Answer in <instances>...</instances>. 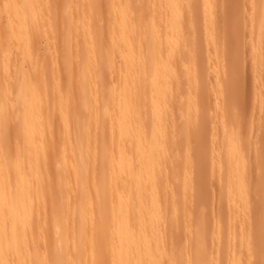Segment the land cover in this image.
<instances>
[{"label":"bare ground","instance_id":"1","mask_svg":"<svg viewBox=\"0 0 264 264\" xmlns=\"http://www.w3.org/2000/svg\"><path fill=\"white\" fill-rule=\"evenodd\" d=\"M62 1L64 6L62 5L60 12L57 11V15H60L67 28H73L71 33L73 37L74 28L78 27V31L81 28L82 31L79 32L82 33V36L76 32L75 35L78 36L75 37L77 40L79 36L83 38L80 43L83 44L82 48L77 45L79 42L75 45L74 42L77 40L72 38L71 29H68L70 32L65 34L68 30L61 23L59 25H62L64 29H62L64 32L59 29L62 31L61 36L63 33L65 34L64 38L61 37L63 43L62 41L58 43L54 37L53 42L55 41L57 44L54 45L50 41V34L52 31L55 32L56 27L54 25L53 30V23L55 22L59 26L58 22L60 21L56 22L57 15L54 14L53 17V13L56 11L52 10L57 9L53 8L52 5L55 4L51 0H0V264H162L163 260L168 257L166 253L169 248H171L169 251H173V241L176 239L172 236L174 239L172 247L165 246L167 242L164 241V233L171 240V232L174 227L170 231V237L166 231L163 233L161 230L165 220H167L166 223L170 222L167 224L168 226L174 220L169 221L170 216L167 215V212V214L164 213V209H166L164 200L165 198L169 200L167 195L171 191L168 188L171 180L174 179L176 183H179V180L183 179L182 176H176V178L178 177L176 180L172 178L173 175L170 178L168 174H175V170L176 172L182 170V172L185 171L184 174H188L191 165L190 163L189 166H186L185 169L189 167L188 170L180 169L183 166L181 164L189 161V158H186L185 161V158L181 160L183 156L187 157L188 154H191V151H188V154L187 152L185 155L181 154V159L177 157L180 161L176 159V162L180 163V168H178L179 166L176 168L175 162H173L175 170L173 173L170 172L168 168H172L167 165V160L170 155L175 159L179 153L176 150L177 155H175V151L169 149V146L174 142L170 145L169 143L173 140L178 143L182 142L180 138L184 135L185 137L190 134L193 136L192 132L195 133L193 131L195 127L191 133L188 134V131L191 126H195L192 124L197 123L198 120L194 121L192 118L196 116L195 119H200L204 115H199L201 101L198 100V103L193 99V93L200 92L206 96L208 94L206 87H204L206 90L200 88L202 82L199 83V80L204 76L202 78L196 76L195 63L197 61L193 63L194 56H191V51L195 46L193 43L197 41L196 35H194L196 27L192 29L194 32L188 30L189 25L192 28L193 24L196 25L192 19L198 20L197 15L200 13H197L196 18L194 15L196 10H191L186 5L187 0H104L109 3L111 14V21L109 20L111 28L108 27L110 29L108 31L110 33L109 40V33H103L107 30L103 28L104 31H102L103 29H101L104 22L101 25L100 22L97 23L98 20L96 21L100 15L101 17L103 15L97 13L102 0H78V2L75 0V6L73 3V5L71 4V0ZM104 1L103 3H105ZM135 2L139 3L136 5ZM214 4L212 3V5ZM147 5H151L149 11L146 10ZM203 5L205 8V4ZM108 6L106 5V7ZM145 11L148 16L144 14ZM212 19L211 22L214 23ZM208 20H210L209 17ZM99 23L101 26H98ZM197 32L196 29L195 33ZM102 36L106 37L105 48L102 46ZM212 37L210 38L212 39ZM71 40L74 46L70 43ZM73 40L75 41L73 42ZM42 42L49 44L50 49H52L51 46L59 48L58 55L54 53L55 57L56 55L60 57L59 53L62 50L60 53L62 58L57 57V61L56 58L54 61L51 60L52 64L50 60L47 61L49 58L53 59L54 56L53 53L49 54L48 47L46 51L48 50L49 57L41 52L42 49L40 50L42 54H40L38 49L41 48ZM107 43L109 44L107 45ZM106 45L111 46L108 48ZM42 47L45 49L46 45H42ZM78 47L81 48V55L77 51ZM54 48L51 50L52 52L56 50ZM194 49L196 50V47ZM74 51L80 55L79 62L78 57L74 60L77 54L72 57ZM194 52L192 51L193 55ZM187 54L193 61H187L190 59L187 58L188 56L186 57ZM40 56L48 63L45 61L42 64L44 61ZM117 56L120 59L119 64L116 62ZM57 62L59 67L63 68L65 78L61 77V73V75L59 74L61 69L58 70ZM179 70L180 72L182 70L181 78ZM183 74L187 79L185 80L186 84L184 83L187 85V87L185 86L188 88L187 91L182 85ZM107 75L112 76L109 77L108 82H106ZM178 79L182 81L179 80L181 81L179 82ZM75 84L78 87L72 88ZM181 87H184L185 91ZM174 88L178 91L177 93ZM171 91L174 92V95H171ZM175 93L177 97L179 94H184L183 96L179 95L178 100ZM170 95L174 97L172 98ZM185 95H188L192 100L188 97L187 101ZM182 98L187 101L185 104L181 100ZM195 98H198V95ZM175 99L179 102H176ZM180 102L184 105H181V108L179 107ZM175 103H179L177 107L182 109V111L179 109L180 113L184 109L186 111L183 113L185 118L181 115V118L183 117L185 120L182 122L184 123L182 126L190 128H187V134L181 131L183 135L179 131L181 128L175 129L174 133L180 132V138L178 136L174 139V136H169V134L175 135L173 131L169 133L173 128L167 131V127H170V124L167 126V119L172 117L174 112L176 114ZM74 105L79 108L78 111L75 110L76 106ZM191 119L193 121L189 124ZM198 123L200 124V122ZM185 128L183 127V131L186 130ZM198 129L200 131V127ZM203 130L201 128L200 133L204 132ZM185 137H183V141H185ZM232 139L230 140L231 144L234 143ZM196 140L198 141V139ZM188 142L186 143L189 146L185 143L176 145L181 150L186 145L188 146L187 150H190L191 144L189 143L191 142ZM207 143L209 142L207 141ZM231 144L229 146L227 144L228 149L224 147L225 152L226 150L229 152V156L227 157L228 152L224 153L226 158L223 163L227 174L224 173L222 178L225 185L221 184L223 187L227 186L229 193L234 190L233 180L235 179L231 181L232 176L234 173L240 172L242 166L240 160L242 146L238 145L239 148L237 144H233L229 149ZM174 146L171 148L173 149ZM184 148L186 150L185 146ZM167 149L170 150L168 153ZM170 161L172 162V160ZM191 161L193 160L191 159ZM224 165L220 164V167L223 169ZM216 171L221 173L223 170L217 169ZM228 174L232 175L231 179L228 178ZM184 178L188 183L189 177L185 176ZM185 181L180 182L181 186L187 185ZM188 185L187 189H180L184 200H187L185 194L189 193L188 189L192 188L190 183ZM170 187H172L173 195L174 191L178 192L179 188L174 190L173 186ZM181 191L179 195H181ZM171 194L170 204L177 198H173ZM182 197L179 196L181 200L179 199L180 201L178 200V203L175 204L176 212L180 210L178 212L180 214L189 209L188 205L185 210L178 206L183 205ZM229 206L228 208H230ZM172 211L170 209L169 212L172 213ZM236 212L238 211H234L233 214ZM173 214V218H176V213ZM187 214L186 217L183 215L184 220L189 218V213ZM233 214L230 217H235ZM165 215L169 220L165 219ZM230 219L234 220L235 218ZM182 221L180 220L183 224ZM176 222H178L177 219ZM200 222L199 224L202 223ZM187 223H185V228ZM167 225L164 230H167ZM199 226L195 228L197 231L194 237L196 256L194 255L195 261H192L191 264H208L205 260L208 252L205 248L203 226H200L201 228ZM218 229L216 233H222L223 230L219 229L220 231H218ZM233 229L235 228L231 230L233 231ZM180 230L182 231L181 228ZM232 231L229 232L235 236L232 235L231 238H237V231ZM179 235H177L178 239ZM238 238L237 241L235 239V243L230 241L233 248L226 246L225 250H222L225 252L226 249H229L227 250L229 252L232 249L228 254L230 256L235 250L236 254L233 253V256L237 255L238 257H236V264H240V260H242H239L240 252L235 246ZM48 239L52 242L50 243ZM251 239H254V236ZM49 244H52V247L48 250L46 245L49 246ZM258 247H253V249ZM174 248H176L175 245ZM179 250L175 249L173 255H171L173 252H169L171 255L169 257L172 259L168 257V261H172L165 262V264L170 262V264H184L182 260L184 255L182 256ZM232 259L226 262L229 261L228 264H231ZM212 260L215 259L212 258L211 262ZM190 262L189 259L188 264Z\"/></svg>","mask_w":264,"mask_h":264},{"label":"rangeland","instance_id":"2","mask_svg":"<svg viewBox=\"0 0 264 264\" xmlns=\"http://www.w3.org/2000/svg\"><path fill=\"white\" fill-rule=\"evenodd\" d=\"M51 1L53 2V4H55V5H52L53 8L57 9V10H54L51 6V9H53L52 11H56L55 13H53V17H54L55 15H57L58 12L61 11V8L64 5H63L62 0H60V1L59 0L58 1L57 0H55V1L51 0ZM103 1L104 0H102V3H103ZM105 1H107V0H105ZM70 2H71V4L72 3L74 4V5L72 4L73 6H75V0H71ZM77 2H78V0H77ZM186 2H187L186 5H188V7L191 10H196L195 14H194L195 17L197 18V16H198V18H197L198 20L192 19L193 22L194 21L196 22V25H194L193 22L191 23V25L193 24L192 25L193 28L186 21L187 26L189 25V27H188L189 29L187 28L189 31L191 30V32H192L193 31L192 29H194L195 27H196L194 29L195 32H196V29L198 31L197 33H195L193 31L194 35H196L195 38H197L196 39L197 41L195 40L196 43H193V45L195 44L194 48L196 47V50L194 48L192 50L193 52L195 50V52H194L195 54L193 55V53L191 51V54H192L191 56L192 57L194 56V58H193L194 61L192 60V58L190 56H188L189 54H187L186 57L188 56L187 58H190V59H187V61L192 60L193 63H195L197 61L195 63V68H196L195 74H196V76H198L200 78H202V76H204L203 79L199 80V83L202 82L200 85L201 86L203 85V86L202 87L200 86V88H202L203 90L205 89L204 87L207 88L206 92L208 94L207 93L206 94L208 97L202 93L200 94V92H198V94L196 93L198 95V98H195V97H197V95L195 93H193V94L196 96H194L192 94L193 95L192 97H194L193 99H195L196 101H198V100L201 101L200 103L198 101V103L201 107V109H200V107H198L200 109V112H201V113H199V115L204 114L205 116L204 115H203V117L201 116L202 117V118L200 117L201 120L199 118L195 119L194 117H196V116H194L192 119L194 121L198 120L197 123L200 122V124L199 123L197 124L196 122H194V123L192 122L193 123L192 125H195V126H191V129H189V131L187 128H190V127L182 126L184 124L182 122L185 121L184 120L185 114H183L186 112L185 109L183 108L184 111L180 113V111H182V109H180L181 105L184 106L183 103L185 104V102L188 101L187 100L189 97L188 95L184 96L185 99L187 98L186 99L187 101L183 100V98H182L181 100L184 102L183 103L180 102L181 104L178 103L180 108L177 107L178 104H176V103L174 104L175 108L178 110V112L176 110V114H178V113H180V114L176 115L174 112L173 114H175V115L173 116V114H172V117L170 116V118L167 119L168 120L167 126H168V124H170L169 125L170 127H167V131H169V129L173 128V130H171V132L169 131V133H172V131L174 133L175 129L179 130L181 128L182 130L180 129L179 130L180 132L182 131L183 133L185 132L187 134V131H188V134H189V133H191L193 127H195L193 129V131L195 133L192 132L193 136H191V134H190V135H187L185 137V135L182 136L183 133L181 132L182 138H180V136H179L180 135L179 131L177 134L175 132L174 133L175 135L169 134V136L170 135L174 136V139L179 136L178 138H180L182 140V142L180 141V139H178V141H180L179 143H181L182 145H183V143L187 144L186 142H188V141L191 142L190 136L192 137V142L191 143L188 142L189 144H191V147H189L190 150H187L188 146H189L188 144H187L188 146L184 145L186 147V150H185L184 146H183L184 150L183 149L181 150L180 147L178 148V145H180V144L177 141H175V140L171 141L169 139L171 141V143H169V145L173 144L172 142H174L173 145H175L173 149L171 148L173 145H170L169 149L171 151H175V155H177L176 154L177 151H178L177 153H179V154L176 156L175 159H174V156H171L169 154L171 156V158L168 155L169 159L167 160L168 161L167 165L171 166V168L173 169L174 168L173 162H175V167L177 168L180 165V163L178 162L180 160L178 158L181 159V156L183 154L185 155L186 152L188 154V151L189 152L191 151V154H188L187 157L183 156L181 159V160H183V158H185L184 159V161H185L186 158L187 159L189 158V161L187 160L186 163H183L184 161L182 162L183 164H181V165H183L184 168H183V166H181L182 168H180V166L178 167V168L183 169V170H188V168L190 167V169L188 171H189V173L190 172L191 173L189 174L186 171V173H188V174H184L185 171L182 172V170H181V172H176L175 169L172 170V169H169L170 167L168 168V170H170V172H172V173L175 170V172H174L175 174H168V176L170 178L172 177L171 175H173L172 178H175L176 180H178V177L176 178V176H182L183 179L179 180V183H176V181L174 179H172L173 181L171 180V183L168 181L170 183V186L174 187L173 188L174 190H177L178 188L179 189H178V192L174 191V195H173V190L171 189L172 187H170L168 185V188H170L169 191L170 190L171 191L168 192L167 198H169V200L171 202V199H172V197L170 196L171 192H172L171 195H173V198L174 197H177V198H175L176 200L172 201V204H170L168 199L165 198V200H167L166 202L164 200V204H166V205L168 203L170 204V205L168 204L169 208H168V205L167 206L164 205V208L166 207V209H164L165 210L164 213L165 214L168 213L167 215L170 216V220L166 217V215H165V217H166L165 219H168L169 221H171V219L174 220V221H171V224L169 225L171 228V229L169 228L170 230L168 229L169 226L167 225L170 222L166 223L167 220H165L164 226L161 230V232H163V233L166 231L170 237V231L174 227L173 232H171L172 233L171 234V238H172L171 240H169L170 238H168V236H166V233H164L165 236L162 234L165 238V240H164L165 243L167 242L166 244L164 243L165 246H167L168 248L172 247V243L174 242L173 247H172L173 251H169V250H171V248H169L166 255L169 257V255H170L169 252L170 253L173 252L171 254V255H173L175 253V249L176 250L180 249L179 251H181L182 256L184 255L182 257L184 264H188L189 259L191 261L190 264L192 263V261L194 262L195 256H196L195 251H194L195 250L194 237H195V232H197L195 228H197L200 225L201 227L203 226L202 231H203V234L205 236V242L209 246L208 247L207 244L205 243V248H207L206 250L208 252V253H206V257H205L206 263H208V264H228L229 261H231V259L234 257L233 259H235V260L233 262V259H232V262L234 264H236L235 261L237 260L238 257H237V255L233 256L234 255L233 253H235V250L233 249L234 251L231 253V256L228 254L230 251H232V249L229 252L227 251L229 249H226V251L228 253L226 251H225L226 253L223 251L225 250L224 248H226V246H228V247L231 246L230 241L232 243H235V239L237 241V238L239 237L238 242L236 243L237 245H235L238 249L235 248V246H234V248L240 252V253L237 252V253H239V257H241V258H239V260L242 259V260H240V264H241V261H242V264H259V259L261 260L264 258V161H263L264 160V0H214V1H212V0L211 1L210 0H187ZM202 2H203V4H205V8H204V5L202 4ZM102 3L100 1V3H99L100 9L98 10L97 13H101L103 15H102V17L100 15V17H98V19H96V21L98 20L97 23L100 22L101 25L104 22L101 29L104 28L105 30H107L106 32H103L104 34H106L110 30L109 28H111V25H110L111 24L110 23L111 14L109 12V6H108L109 3L108 2H105L103 4ZM138 3L139 2H137V3L135 2L136 5ZM212 3L213 4L215 3V4L212 5ZM77 4H76V6H77ZM79 4H80V2H79ZM105 4L108 7H106ZM100 5H102V7H100ZM56 6H58V7H56ZM148 6L149 5H147V7ZM150 6L148 8L146 7V10H148L149 8L151 9ZM198 7L202 8L203 10L199 9ZM197 10H198V12H197ZM199 11H201V12H199ZM216 12H217V14H216ZM146 13L147 12L145 11L144 14L146 15ZM197 13L198 14L200 13L201 16L197 15ZM75 14H77V13L75 12ZM204 14H206V16H204ZM77 15H75V16H77ZM79 15H80V13H79ZM97 15L99 16V14H97ZM145 15H144V17L147 18L146 16H148V15H146V16ZM96 16H95V18H97ZM215 16H216V18H215ZM56 17H55L56 22H58L59 20L61 21V22L60 21L58 22V25H59V23H61L64 26V28L65 27L67 28V26H65V24L62 22L60 15L58 16V20L56 19ZM59 17H60V19H59ZM208 17L210 18V20H208ZM211 19L214 20L213 21L214 23L211 22ZM199 20H200V22H199ZM96 21H94V22H96ZM218 21H220V22H218ZM100 23L98 24V26L100 25ZM108 23H109V25H108ZM211 23H212V27H211ZM54 25H56V27H58V28L55 27V32H53V31L51 32L54 35L52 36V34H50V39H51L50 41H52V43H54V45L57 44V42L59 43V41L60 42L62 41V43H63V40H61V39H63L65 37V34L70 32L69 30L71 29V27L67 28V30L68 29L69 30L65 34L63 33V36H64L63 37V36H61L62 31L64 30L62 28V25L57 26V24L54 22L53 23V30H54ZM59 29L60 30L63 29V30L60 31ZM77 29H79V28L77 27ZM77 29L74 28V33H73L74 37L71 34L73 31V28L71 29V32H70L72 38L76 39V40H77V38L75 36H78L80 34L82 36V33H80L82 31L81 28H80L81 31L79 30L80 32ZM104 29L102 31H104ZM76 32H78V35H75ZM186 32H188V31H186ZM207 32H208V34H207ZM185 34H187V33H185ZM199 34H200V36H199ZM222 34H223V36H222ZM105 36H107V35H105ZM105 36L101 37V41L103 44L100 41V43L102 44V46L104 48H105L104 43L106 40ZM108 36H109L108 39L110 40V33L108 34ZM211 36H213L212 39L210 38ZM53 37L56 38L55 39V40H57L56 43H55V41L53 42V40H54ZM61 37H63V38H61ZM104 37H105V39H104ZM79 39H81V40H79ZM210 39L213 41H211ZM78 40L76 42H74L75 40H73V42L75 43V45L77 42H79L77 45H80L79 47H81V46L83 47V44L82 45L80 44V43H82L81 41L83 40V38L82 37L80 38V36H79ZM103 40H104V42H103ZM106 42H108V41H106ZM43 43L44 42H42L41 44L43 46L46 45L45 49H43V47L41 45L40 46L41 48H39L38 51L40 52V50L42 49L43 51L41 50V52H43L44 55L46 54V57L47 56L49 57L50 53H53V56H54V57H52L53 59L49 58V59H47V61L50 60V63L52 64L51 60L54 61V59L56 58V61H57L58 60L57 57L59 59H60V57L62 58V54H60V53H62L61 52L62 50H60V53H59L60 57H59V56H57L58 52H59V48H56V47L54 48L51 46L52 49L54 48L57 50V52H54L56 50H53V52H52L51 51L52 49H50L49 44H43ZM49 43L52 45L51 42H49ZM70 43L73 44L72 40ZM109 43H111V42L109 41ZM109 43H107V45ZM61 46H62V44H61ZM73 46H74V44H73ZM109 46H111V45H109ZM109 46H107V47L109 48ZM47 47L49 49V54H47L48 50L46 51ZM79 47H78L77 51L81 55L82 53H81L80 49L82 47L81 48H79ZM74 49H77V48H74ZM41 52H40V54H42ZM78 52L74 51L72 54V57H74V54H77ZM54 53L57 54L56 57H55ZM44 55H43V57L45 58ZM77 55L74 58V60L77 59V57H78L77 60L79 62V58H80L79 56L80 55H78V56ZM40 57L42 58V56H40ZM116 58H117L116 62H117V64H119L120 59H118L119 58L118 56ZM42 60L44 61L43 58H42ZM45 61L42 64H44ZM60 62H59V64H62ZM78 62H76V63H78ZM224 62H225V65H224ZM57 65H58V62H57ZM59 66L60 65H58V67ZM42 67H43V65H42ZM58 70H60L59 74L60 73L62 74V75L60 74L61 77L64 76V78H65V75L63 73V68L59 67ZM180 73H182V70H181V72L179 70V74ZM204 73H206V74H204ZM183 75H184L183 76L184 79H183L182 85L184 87L185 86L187 87V85H185L186 84L185 80H187V79L185 78V74H183ZM109 77H112V76L107 75L106 82H108V79L110 80ZM113 77H114V74H113ZM181 77H182V75L180 74V78ZM115 78H113V79H115ZM178 78H179V76H178ZM113 79H111V80H113ZM179 80H181V79H178V81ZM202 80H204V81L206 80L205 82H207V83L205 84L204 81H202ZM181 81H179V82H181ZM187 84H188V81H187ZM192 85H191V87H192ZM74 86L76 88L78 87L75 84L72 86V88ZM186 87H185V89L187 91L188 88H186ZM194 87H195V85H194ZM183 88L181 87L182 90H184ZM174 89L176 90V88H174ZM182 90H181V92H182ZM195 90H196V88H195ZM171 92H172L171 95L172 94L174 95V92L173 91H171ZM175 92L177 93L178 91L176 90ZM184 93L186 94L187 92H184ZM183 94H179V95L183 96ZM171 95H170V97H172ZM179 95H178V97H177V94L175 95L176 99L179 98ZM176 99H175V101L179 102ZM224 99H226V100H224ZM169 100H171V99L169 98ZM224 101H226V102H224ZM224 103H226V104H224ZM77 105H78V103H77ZM171 105H173V104H171ZM74 106H76V105H74ZM76 107H74V108H75V110L78 111L79 108L77 107V109H76ZM217 108H219V109H217ZM179 109H180V111H179ZM215 113H217V114H215ZM181 115H183V117H184V118L182 117L183 121H182ZM222 117H223V119H222ZM192 119L190 120L189 124H191V121H193ZM205 119H206V121H205ZM202 121H203L204 130H203V126H202ZM183 127H186L185 131H183L184 130ZM199 127H200V131L202 128V130L205 133L204 132L200 133V131L198 129ZM213 132H215V134H213ZM230 132L233 134H231ZM229 133H230V135H229ZM12 134H14V133H12ZM218 135L220 137L222 135L221 139H219L220 137ZM231 136L232 137L234 136L233 139ZM171 137H169V138H171ZM183 137H185V141H183L184 140ZM187 137H188V139H187ZM193 137H194V139H193ZM196 139H198V141ZM231 139L233 140L232 142H234L233 144H237V146L240 145V147L242 146L241 147L242 149L238 146L241 150L240 156H242V157H240V160H241L242 166H241L240 172L234 173L233 176L228 174V176H229L228 178H230V176H232V179L230 178L231 181L233 179H235V180H233V183H234L233 189L234 190L231 193H229L227 186L223 187V185H221V184L225 185L224 180H222L224 173L227 174L226 167L223 163L225 161L224 159L226 158V155H224V153L226 154V152H228L227 150L225 152V148L227 147V149H228L229 144H231V141H230ZM195 141H196V144H195ZM207 141L209 143H207ZM175 142H177L178 145H176L177 143L175 144ZM217 144H218V146H217ZM221 144H223V145H221ZM227 144H228V146H227ZM233 144L230 145L229 149L231 148V146H233ZM176 146L178 149L176 148ZM169 149H167V153H168ZM209 154H211V155H209ZM222 154H223V157H222ZM172 155H173V153H172ZM228 156H229V152H228L227 157ZM176 159L178 160L177 166H176V164H177ZM191 159L195 163L193 161H191ZM170 160H172V162ZM192 162H193V164H192ZM190 163L194 167H192L190 165ZM219 163L221 165L223 164L225 168L223 167V169H222L220 167ZM167 165H166V168L168 167ZM186 166H189V167L187 169H185ZM217 169H220L223 171L220 173V172L216 171ZM224 169H225V172H224ZM192 172H193V174H192ZM241 174H242V177H241ZM246 174H247V176H246ZM188 175H190V176H188ZM185 176L187 178L189 177L188 183H190V185L192 186V188L190 187L191 191H189L190 188L188 189V191L186 190L187 192H189V193L185 194V196H187V200L183 199L184 195L182 197L183 193L181 191L182 189H187V186H189L188 183L185 181V178H184ZM170 178H169V180H170ZM226 178H227V176H226ZM182 181H185L187 183V185L185 186L186 188L181 186L180 182H182ZM258 184H260V185H258ZM256 185H258V186H256ZM224 188H227V189H224ZM180 191H181V195H179ZM186 191H185V193H186ZM188 194H190V195H188ZM177 195L182 197L184 207H183V205H181V206L178 205V206L182 207L183 210H185L186 206L188 205L187 206V208H189V209H187L188 212L183 211V212H185V213H183L181 211L182 212L181 214L178 213V212H180V210L178 212H176L177 206L175 208V204L178 203L177 201L180 199L179 196H177ZM168 196H170L171 198ZM259 199H262L263 201L259 200ZM258 200H259V202H258ZM259 203H261V204H259ZM179 204H182V203L179 202ZM231 204H234V205H231ZM228 206L231 209L228 208ZM235 206H237V207H235ZM170 207H172V208H170ZM182 208H181V210H182ZM170 209L173 210L172 213L169 212ZM229 209L232 212L231 211L229 212ZM203 211H206V212H203ZM234 211H238V212H236V214L235 213L233 214ZM210 212H212V213H210ZM173 213H176V214L178 213L177 215L179 217L175 214L176 218H173L174 217ZM187 213H189L190 219L187 217L188 220H186L187 219L186 218L185 219L186 222H185L184 218L188 215ZM229 214H231V215H229ZM232 214L235 215V217H230V216H232ZM230 218H235V219L233 220ZM176 219L178 220V222H176ZM227 219H228V221H227ZM180 220H183L182 221L183 224L180 222ZM187 221H188V223H187ZM231 221H232V223H231ZM199 222L201 224H199ZM204 222H206V223H204ZM175 223L176 224L178 223V225H176ZM185 223H187L186 228H185V226H186ZM227 223L230 225H228ZM165 224L168 226L167 230H164V228H166ZM221 224H222V226H221ZM232 225H234V226H232ZM179 226L182 229V231L180 230V228L178 229ZM200 226H199V228H201ZM219 226H221V227L219 228ZM249 227H250V229H248ZM218 228L220 230H223L222 231L223 234L222 233H219V234L216 233L217 232L216 230ZM232 228H235V229H233L234 232L237 231L236 234L238 236L235 239L231 238L233 235V233H230L232 231L231 230ZM256 228H257V230H256ZM219 229H218V231H220ZM179 230L181 231L180 232L181 234L179 233ZM254 231H256L255 232L256 236L254 234ZM174 232L176 233L175 235H174ZM247 232H249V233H247ZM177 235H179V239H178ZM186 235L188 236V238ZM215 235H219V236H215ZM172 236L174 237V239L176 238L175 241H173L174 239ZM234 236L235 235H233V237ZM244 236H245V238H244ZM252 236H254V239H251ZM188 239H189V241H188ZM211 239H212V241H211ZM230 239H232V240H230ZM245 239H246V241H244ZM49 240L50 239H48V241ZM168 240L171 241L170 242L171 244L169 243ZM254 240L255 241L257 240V241L255 242ZM47 245H48V243H47ZM47 245H46V249H48V250L51 249L52 244H49V246H47ZM174 245L176 248H174ZM255 245H257V246H255ZM188 246H189V249H188ZM231 247L233 248V245ZM253 247H258L259 249L258 248L253 249ZM185 248H187V249H185ZM208 249H209V251H208ZM251 249H252V251H251ZM166 250H167V248H166ZM185 250H186V252H185ZM225 254H227V255H225ZM171 255H170V257H171ZM210 256L212 258H214L215 260L214 261L212 260V262H211L212 258ZM168 257L165 258L166 261L163 260L164 263L162 262V264H165V262L172 261V260L168 261V259L170 258V257L169 258ZM208 258L209 259L211 258V259L209 260ZM170 259H172V258H170ZM227 260H229V261L226 262ZM232 262H231V264H233ZM170 263H166V264H170Z\"/></svg>","mask_w":264,"mask_h":264},{"label":"snow or ice","instance_id":"3","mask_svg":"<svg viewBox=\"0 0 264 264\" xmlns=\"http://www.w3.org/2000/svg\"><path fill=\"white\" fill-rule=\"evenodd\" d=\"M259 264H264V259H261V260L259 261Z\"/></svg>","mask_w":264,"mask_h":264}]
</instances>
